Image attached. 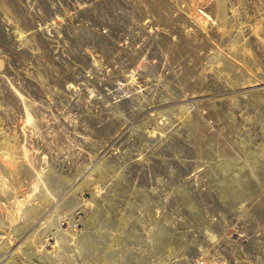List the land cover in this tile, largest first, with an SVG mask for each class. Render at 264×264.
Here are the masks:
<instances>
[{
  "label": "rangeland",
  "instance_id": "obj_1",
  "mask_svg": "<svg viewBox=\"0 0 264 264\" xmlns=\"http://www.w3.org/2000/svg\"><path fill=\"white\" fill-rule=\"evenodd\" d=\"M93 1L0 0V264H262L264 0Z\"/></svg>",
  "mask_w": 264,
  "mask_h": 264
},
{
  "label": "built area",
  "instance_id": "obj_2",
  "mask_svg": "<svg viewBox=\"0 0 264 264\" xmlns=\"http://www.w3.org/2000/svg\"><path fill=\"white\" fill-rule=\"evenodd\" d=\"M132 5L131 0H94L90 5L82 2L80 9L82 11H94L99 19L102 20L95 28H86L79 32L80 41H95L99 46H116L124 54L127 53L128 41L126 33L122 34V28L127 27V17ZM94 55L91 56L88 51L81 50L80 56L84 58L83 62H88L91 66H96L92 62H98L101 65V59L97 56V49L94 48ZM98 57V61L94 59ZM126 74L131 72L130 68H125ZM238 239V238H237ZM221 249L219 245L212 244L208 254L203 260H196L195 264H213L217 252ZM261 264V263H260ZM264 264V258L263 262Z\"/></svg>",
  "mask_w": 264,
  "mask_h": 264
},
{
  "label": "bare ground",
  "instance_id": "obj_3",
  "mask_svg": "<svg viewBox=\"0 0 264 264\" xmlns=\"http://www.w3.org/2000/svg\"><path fill=\"white\" fill-rule=\"evenodd\" d=\"M150 1H151V0H150ZM147 2H149V1H147ZM147 2H146V3H147ZM6 155H7V154H6ZM9 156H10V155H9ZM13 160H14V159H13Z\"/></svg>",
  "mask_w": 264,
  "mask_h": 264
}]
</instances>
